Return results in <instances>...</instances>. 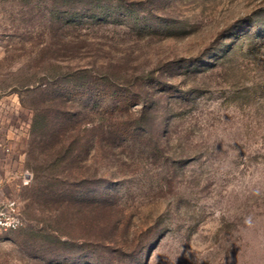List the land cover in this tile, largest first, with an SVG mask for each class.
<instances>
[{
	"label": "rangeland",
	"instance_id": "rangeland-1",
	"mask_svg": "<svg viewBox=\"0 0 264 264\" xmlns=\"http://www.w3.org/2000/svg\"><path fill=\"white\" fill-rule=\"evenodd\" d=\"M0 264H264V0H0Z\"/></svg>",
	"mask_w": 264,
	"mask_h": 264
},
{
	"label": "built area",
	"instance_id": "built-area-1",
	"mask_svg": "<svg viewBox=\"0 0 264 264\" xmlns=\"http://www.w3.org/2000/svg\"><path fill=\"white\" fill-rule=\"evenodd\" d=\"M22 217L15 199L0 196V233L15 231L22 226Z\"/></svg>",
	"mask_w": 264,
	"mask_h": 264
}]
</instances>
